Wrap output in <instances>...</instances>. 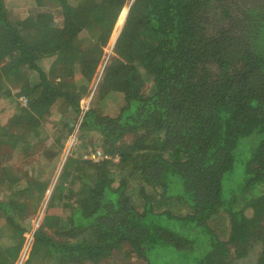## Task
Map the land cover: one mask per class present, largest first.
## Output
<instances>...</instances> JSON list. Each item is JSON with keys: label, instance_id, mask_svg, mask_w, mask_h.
Segmentation results:
<instances>
[{"label": "trees", "instance_id": "trees-1", "mask_svg": "<svg viewBox=\"0 0 264 264\" xmlns=\"http://www.w3.org/2000/svg\"><path fill=\"white\" fill-rule=\"evenodd\" d=\"M128 1L0 0V105L16 103L0 147L46 135L33 170L0 168V264H17L79 123L23 264H229L253 241L264 264V0H134L105 64ZM55 116L69 130L53 137Z\"/></svg>", "mask_w": 264, "mask_h": 264}, {"label": "rangeland", "instance_id": "rangeland-1", "mask_svg": "<svg viewBox=\"0 0 264 264\" xmlns=\"http://www.w3.org/2000/svg\"><path fill=\"white\" fill-rule=\"evenodd\" d=\"M14 1H15L14 2L15 4L14 3L13 4L16 7V0H14ZM133 1L134 0H129L127 5L125 6L128 9L127 10V14L125 16L124 22L122 23V25H121V27H120V29L118 31L117 36L114 37V33H115V31H116V29L118 27L117 25H119V20H120V17H121V13H120V16H119V19H118L117 23L115 24V27H114L113 31H112V34L110 36V40H109L108 44L104 46L103 61H104L105 64L109 62L110 56L115 54L116 42H117V40H118V38H119V36L121 34V31H122V29H123V27L125 25V22H126L128 13H129V7H130V5L132 4ZM20 9L25 10L26 7H20ZM19 11L21 12V10H19ZM52 11L57 12L54 9H52ZM57 14H59V12H57L55 15H57ZM12 17L15 20L21 18V16L17 15V12H15V15H12ZM57 21L62 23V19H60V18H58ZM86 34H87V32H85L83 34V36H85ZM92 86H93V88L91 90V93L87 94V95H84V98L81 101L82 102L81 105L85 109L90 107V106H93V104H94L93 102H97V99H95V97H94V95H95L94 94V87L96 86L95 83L93 84V82H92L91 83V87ZM147 89H148V87H146V90ZM19 101H20V99H19ZM24 102H25V100H24ZM1 108L3 109V111L1 112L0 117L3 120L0 123L4 122L5 119H8V118L11 117L10 115H12L13 112L16 110V103L14 101H10V100L6 99V101L4 103H2V105H0V109ZM53 118L54 119L48 121V123L46 124V127H45V129H47L48 133L52 134L53 137H55L56 134H58V132L60 131L61 128H63V133L65 131L67 132L69 130L68 128H64L61 124L56 125L57 116H55ZM78 129L79 128L77 126L76 130H74L72 132V134L69 136V138H68V140L66 142L65 149H64L65 156L61 157L59 159V161H58V167L56 169L55 176H52V183L49 186L50 192L52 191L54 185L57 182V179H58L59 175L61 174V169L63 167L64 161L66 160L68 155H70L72 152H74V148H75V146L78 143V139H77L78 138ZM45 136L46 135L42 136L41 138H37L35 140L34 143H36V144H35L34 150H31L30 152L29 151L25 152L24 150H23L24 152H17L16 151L14 154H12V156L10 158H9L10 155H8L7 153H4V150H7V149H4L5 146H1L0 147V168L6 167V166H7V168L8 167L11 168V166H15L17 171L20 170V169L26 170L28 172L33 170L34 161L39 157L41 152L44 150L43 146H44L45 142L43 143L41 141L45 140ZM131 139H132V137L130 135V137L128 138V141H130ZM100 141H101L100 134L99 133L98 134L95 133L93 147H95L96 145L100 146ZM0 145H2V144H0ZM9 159L13 160V163H11V165H10V162L7 164ZM117 160L118 159L115 158V161H117ZM46 163H48V162H46L45 160H42L41 164L42 165L43 164L46 165ZM40 165L36 164L34 166V168H37V169H35L34 171L39 170L40 169ZM34 171L32 173H34ZM14 173H15V171H14ZM16 176H17V174H16ZM25 185H26V179L22 177L20 182L16 186L22 187V186H25ZM49 196H50V193H47L45 198L42 199L41 205H40V207H38V211H37V215L35 216V219L31 220V223H32V225H33V227L35 229L37 227H39V225H41L43 223V219H44V215H45V212H46V207H47ZM30 248H31V246H30ZM30 248L25 247L23 249V252H22L19 260L17 261V264H23L26 261V259L29 256V253H30ZM261 251H262L261 243L259 241H253L252 244L248 247V252H247V255L245 257H241V258H237V257L234 258L233 257L232 260H229V264H256ZM118 254H120V253H118ZM118 254H117V257H118ZM115 257H116V255H115ZM87 264H93V263H87ZM115 264H116V262H115Z\"/></svg>", "mask_w": 264, "mask_h": 264}, {"label": "clouds", "instance_id": "clouds-1", "mask_svg": "<svg viewBox=\"0 0 264 264\" xmlns=\"http://www.w3.org/2000/svg\"><path fill=\"white\" fill-rule=\"evenodd\" d=\"M82 108H83V107H82ZM83 109H84V111H86V110L89 109V107L86 108V109H85V108H83ZM81 119H82V118H81ZM80 122H81V121H80ZM79 126H80V123L78 124V127H79ZM98 152L101 153L100 156L98 155ZM98 157H100V158H98ZM84 158H85V159H90V160L95 161V162H99V161H101V160H105V159H107L108 156L103 155L102 150H97V149H95V150L91 151L90 154L86 155ZM47 193H50V194H51L50 189L47 191ZM27 235H28V234H27Z\"/></svg>", "mask_w": 264, "mask_h": 264}, {"label": "built area", "instance_id": "built-area-1", "mask_svg": "<svg viewBox=\"0 0 264 264\" xmlns=\"http://www.w3.org/2000/svg\"><path fill=\"white\" fill-rule=\"evenodd\" d=\"M98 155L100 156L101 153L98 152ZM98 158H100V157H98ZM34 229H35V228H33L32 232L29 233V234L27 235V236H28V243H27V245L25 246V247H27V248H30V246H31V244H32V241H33V238H34Z\"/></svg>", "mask_w": 264, "mask_h": 264}, {"label": "crops", "instance_id": "crops-1", "mask_svg": "<svg viewBox=\"0 0 264 264\" xmlns=\"http://www.w3.org/2000/svg\"><path fill=\"white\" fill-rule=\"evenodd\" d=\"M82 100H83V98H82ZM82 100H81V101H82ZM81 104H82V102H81ZM46 194H47V193H46Z\"/></svg>", "mask_w": 264, "mask_h": 264}, {"label": "water", "instance_id": "water-1", "mask_svg": "<svg viewBox=\"0 0 264 264\" xmlns=\"http://www.w3.org/2000/svg\"><path fill=\"white\" fill-rule=\"evenodd\" d=\"M82 121V120H81Z\"/></svg>", "mask_w": 264, "mask_h": 264}]
</instances>
